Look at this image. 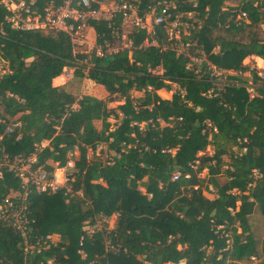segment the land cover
I'll list each match as a JSON object with an SVG mask.
<instances>
[{
  "label": "trees",
  "instance_id": "1",
  "mask_svg": "<svg viewBox=\"0 0 264 264\" xmlns=\"http://www.w3.org/2000/svg\"><path fill=\"white\" fill-rule=\"evenodd\" d=\"M163 1L170 0H141L140 8ZM171 1L172 16L181 14L189 25L181 35L189 55L206 58L198 72V66L188 67L189 57L169 48L166 29L158 26L153 37L133 31L129 49L92 56L84 76L86 56L67 34L13 29L0 6V62L6 65L0 74V158L34 156L35 168L51 172L76 149L69 192L31 189L26 197L31 238L57 235L58 243L26 254L18 232L0 221V264H249L251 258L264 264V240L259 251L249 222L255 208L264 216V78L243 65L251 56L264 60V39H232L249 26L264 31V0H233L238 6L228 10L229 0ZM229 10L244 12L249 24L236 25ZM90 24L97 42L110 36L105 23ZM220 30L224 36L214 37ZM146 39L156 45L142 47ZM207 63L235 74L218 87ZM73 67L74 77L85 80L80 98L52 85ZM173 86L170 99L158 96ZM97 87L105 96H96ZM132 91L142 97L133 99ZM116 101L122 102L110 106ZM15 122L20 127L7 134ZM44 141L48 145L39 148ZM100 145L111 153L106 162L94 155ZM208 147L212 154H203ZM175 172L179 178L172 181ZM19 186L3 168L0 202ZM209 188L212 199L203 196ZM113 214L109 234L87 233L86 222Z\"/></svg>",
  "mask_w": 264,
  "mask_h": 264
},
{
  "label": "built area",
  "instance_id": "2",
  "mask_svg": "<svg viewBox=\"0 0 264 264\" xmlns=\"http://www.w3.org/2000/svg\"><path fill=\"white\" fill-rule=\"evenodd\" d=\"M0 6L7 12L5 20L13 29L40 31L45 34L61 32L70 37L74 49L84 46L86 49L79 51L86 56L83 62L85 67L82 69L84 76H87L89 68L93 67V63H90L92 56L103 59L117 54L121 49H129L131 43L128 36L133 31L143 30L153 37L155 28L158 26H163L166 29L169 48L174 50L177 55L190 58L188 67L198 66L196 70L198 72L199 66L206 61L204 56L192 57L189 55V45L181 41L182 34L179 31L183 22L182 15L172 16L171 11L176 6L171 0L149 5L147 10H141V0H0ZM230 13L235 14L233 22L236 25L248 23L244 12L231 10ZM188 16L191 15L188 14ZM118 17L120 18L119 22L116 21ZM90 22L105 23V28L110 32V36L105 37L103 34L101 42H97L95 30ZM147 45H156V43L146 39L141 46ZM207 65L211 74L217 79L222 78V82L227 75L235 74L231 71L217 69L209 63ZM75 69L76 67L64 68L63 71H68L70 78H73ZM250 95L252 96V92ZM76 108L77 105L71 107L72 110ZM208 125L210 126V124ZM18 127H20V123L15 122L8 126L5 132L9 134ZM54 129L58 130V127H54ZM213 130L215 131V129ZM47 145L48 142L44 141L39 148ZM91 154L93 152L88 149L87 158ZM75 157L76 149L68 152L63 167H59L57 163L52 164L51 172L43 167L35 168L34 156L27 158L17 156L13 159L2 156L0 158V179L3 168H5L20 182V191L11 193L0 202V221L11 224L18 232L26 254L39 253L42 249L46 250L50 246H55L59 241L57 235L31 238L30 210L26 203L28 193L31 189L39 194H52L61 189H65L66 193L69 192L68 174L74 167ZM178 178L179 173L175 172L172 174L171 180L176 181ZM78 194L81 195V192ZM117 216L118 214H113L110 217L100 216L95 218L92 223L86 222L87 233L91 235L97 231H104L105 235L109 234L110 230L114 228ZM108 246L109 241L107 240L106 247ZM251 260L257 261L255 258H251ZM51 263L52 260L47 262V264Z\"/></svg>",
  "mask_w": 264,
  "mask_h": 264
},
{
  "label": "rangeland",
  "instance_id": "3",
  "mask_svg": "<svg viewBox=\"0 0 264 264\" xmlns=\"http://www.w3.org/2000/svg\"><path fill=\"white\" fill-rule=\"evenodd\" d=\"M238 6V2L237 1H233V0H229L225 3L224 5V10H228L230 8H236ZM231 10H229L230 12ZM249 24V22L247 23V25ZM188 23L186 22H182V26L180 27L179 31L181 34H186V32L188 31ZM255 34L259 39L263 40L264 39V31H263V26L262 25H257V26H249L247 27L242 33L240 34H236L232 37V39L240 41L242 43H247L251 36ZM214 37H220V36H224V32L223 30L220 31H216L213 33ZM86 48L83 47H79L78 49H75V51H80V50H85ZM216 50V49H215ZM243 65L244 66H248L250 68V70H254L258 72V75L262 78H264V60L261 59H257V57L251 56L246 58L243 61ZM6 71V65L4 63L0 62V74H3ZM69 72L68 71H63L62 75L67 78L68 83L65 84V88L72 94L74 95L76 98H80V96L82 95V93L84 92L85 89V80L81 79V78H77V77H73L70 78V76L68 75ZM68 75V76H67ZM242 77L246 78L248 80V84H251V75L249 74V72H244L242 73ZM222 78H218L217 79V83H218V87L222 86ZM62 81V80H61ZM54 84H59L58 82H54ZM247 92H249V94H251L252 89L247 88ZM174 92V87H172L171 91H166V90H159L157 92L158 96L162 99H170L172 94ZM94 93L96 94V96L98 97H103L105 96V92L103 91V89L101 87H97L94 89ZM131 97L133 99H138L140 97H142V93L139 92H131ZM122 101H116L112 104H110V106H113L116 103H121ZM111 124L115 123V119L113 117L109 118L108 120ZM95 126L100 129L101 127V123L100 122H96ZM103 147L100 145L97 148V151L94 152L95 156H100L99 158L103 161L106 162L108 161V159L111 158V153H107L105 152V149H103ZM102 152V153H100ZM203 154H207V155H211L212 154V148L208 147L205 152ZM201 155V154H200ZM93 156V154L90 155V157ZM224 160H226V158H224ZM201 183H202V188H204L206 186L205 182L207 180V175L206 172L203 171L202 173H200L198 175ZM219 182H223L224 181V177L219 176L218 178ZM203 196L205 198L208 199H212L213 198V191H211V189L205 190L203 189ZM239 205V204H237ZM112 219V218H111ZM249 222L251 225V230L252 233L255 237V239L258 242V249L259 251L261 250L262 247V242L264 240V216L262 214H260V212L255 208L253 213L249 216ZM257 261H252L249 264H255ZM183 264V263H180Z\"/></svg>",
  "mask_w": 264,
  "mask_h": 264
},
{
  "label": "crops",
  "instance_id": "4",
  "mask_svg": "<svg viewBox=\"0 0 264 264\" xmlns=\"http://www.w3.org/2000/svg\"><path fill=\"white\" fill-rule=\"evenodd\" d=\"M257 59H259V58H257ZM260 60V59H259ZM62 80V81H61ZM59 81V84H54V82L56 83V82H58ZM68 81L69 80H67V78H65L62 74L59 76V77H57L56 79H53V81H52V85L54 86V87H57V86H61V87H64L65 86V84H67L68 83Z\"/></svg>",
  "mask_w": 264,
  "mask_h": 264
}]
</instances>
